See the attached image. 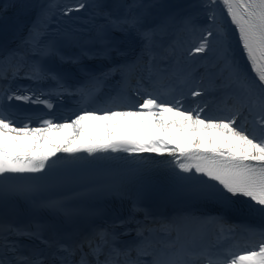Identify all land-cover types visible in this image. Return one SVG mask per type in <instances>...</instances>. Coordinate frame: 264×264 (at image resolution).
I'll list each match as a JSON object with an SVG mask.
<instances>
[{
	"label": "snow or ice",
	"instance_id": "1",
	"mask_svg": "<svg viewBox=\"0 0 264 264\" xmlns=\"http://www.w3.org/2000/svg\"><path fill=\"white\" fill-rule=\"evenodd\" d=\"M0 264H264V0L0 6Z\"/></svg>",
	"mask_w": 264,
	"mask_h": 264
},
{
	"label": "bare ground",
	"instance_id": "2",
	"mask_svg": "<svg viewBox=\"0 0 264 264\" xmlns=\"http://www.w3.org/2000/svg\"><path fill=\"white\" fill-rule=\"evenodd\" d=\"M1 1V0H0Z\"/></svg>",
	"mask_w": 264,
	"mask_h": 264
}]
</instances>
